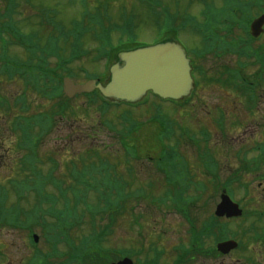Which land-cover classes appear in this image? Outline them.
I'll use <instances>...</instances> for the list:
<instances>
[{
    "label": "rangeland",
    "instance_id": "obj_1",
    "mask_svg": "<svg viewBox=\"0 0 264 264\" xmlns=\"http://www.w3.org/2000/svg\"><path fill=\"white\" fill-rule=\"evenodd\" d=\"M98 1L105 2L106 0ZM164 2L166 4H169L173 9L175 8L174 5H180L177 6L176 9H178L181 13H184L189 7V13L198 15L200 13V10L203 9L200 0H195L193 3L192 0H164ZM41 4H44L45 7L50 8H55L57 4H59V10L63 13L64 17L66 18L67 16L69 20L77 16L79 17L78 13L81 10L77 2L71 3L69 0H61V2L47 0L45 2H41L40 5ZM106 6L110 10L109 15L114 19L120 18L116 16L118 13H121V15L124 14L126 19L128 20V24L132 28H130L131 30L128 33H126V40L151 44L156 42L158 38L161 37L160 29H158L159 19L157 18V12L147 8L145 5L142 4L140 0H110L109 2H107ZM159 10H162L163 12L166 11L165 6H163L162 9L160 7ZM177 23L186 24L187 22L179 18L177 20ZM33 24L39 26V18ZM25 31L30 32L32 30L30 26H28L27 28H25ZM119 34L120 33L118 31L113 32V39H117L119 37ZM181 38L189 47H194L197 44L196 40L198 39V36L191 30H185L184 32H182ZM96 44V41L89 40V42L86 43V48L90 49ZM13 52L15 51L11 50V53ZM82 67L86 68V70L93 71V74H97L99 72L101 73L102 71L107 73L108 71L106 59L102 60V63L94 64L92 61V56L91 58H85L82 61H75V63L71 64V68L75 71L78 76L84 75L80 70ZM208 88L215 89L214 93H211ZM208 88V95H204V99L202 101L204 103L210 104V109L208 110L210 112V115L208 116V121L212 123V127L215 132L214 143H212V145L214 146L217 142H220L223 139H226L230 143L238 140L237 134L240 133L244 129V127L242 129H239L238 131L232 132L233 121L238 120L239 122H241L242 120H245L246 122H251V116L245 113L240 114V111L237 108L238 103L236 102L230 103V105L228 106L225 104L223 93L229 94L231 92L229 88L223 87L216 83H214V86H210ZM20 89L21 88L19 87V85L12 83L7 86L6 90L12 93L14 91L18 92ZM213 94H215L216 97H213ZM30 97L31 110L29 114H38L42 112L41 110H38L39 106L37 105V103L46 102L43 101L38 95L33 93H30ZM217 97L220 98V103L218 107L225 109L227 116L229 117V121L226 122V130L231 136L227 132L225 136H222L221 133H217L216 120L218 118V112L216 109V105L218 103L217 101L219 100ZM147 99H149V97ZM83 102H85L84 99L79 98L73 105L75 116L73 117V119L68 121L69 124L73 125V131H75V128H79L81 124H83L82 127H84V129H89L94 125L95 127H97L98 122L100 121V117L96 118V116L98 117L97 109L93 106L85 107L82 104ZM157 105L158 99L154 97L150 103H146L145 105L139 107L137 111L134 110V113L138 119H148L152 116L158 115L159 112L157 110ZM198 108L203 111L202 108ZM184 109H179V111H175V107L169 103L165 106L164 111L165 114L169 115L172 119H175L177 122H180L186 128H189L191 132L199 134V132L203 130L201 127V121L198 119L197 116L189 117L195 107H192L187 110ZM115 112L116 111H113L109 115V119L117 121V112ZM17 113L18 110L13 112V115L15 116V114ZM12 120L13 116L7 115L3 110H0V144L2 146L6 144L8 148H13L14 140L11 137L14 136L11 135L10 132ZM68 129V127H65V130L62 134H52L44 140L43 146L40 147V151L43 152L44 157L45 153L51 151L56 157L59 158L61 164L63 161L66 163L65 158L70 159L71 156L78 154L77 151L83 150L87 146L88 143H81L78 140L76 141V143H74L73 146L67 144L65 139L62 138L63 136H66V132L68 131ZM158 130L159 128L154 125L143 129L137 135L136 144L139 146L138 149L140 150L141 155H150L152 157H157L159 155L160 146L157 143ZM88 133L91 134L89 131ZM106 134L100 135L98 137L97 142L95 141V139L90 138V145L97 146L98 144L99 148L96 147V149L102 155L115 153V151L111 152L108 147H112L113 149L118 148V144L115 142V140L110 137L108 132ZM242 135L245 137L249 136L248 132H243ZM73 136L78 137L76 135H72V137ZM107 140H110V142H108ZM260 140L261 136L258 135V138L250 140L249 144H255ZM187 141V139L183 140V146L181 150L183 154L187 156L193 167V165L199 164L198 152L193 147L187 146ZM204 149L207 148L205 147ZM234 152L235 151L232 150V147H230L228 151L221 152L220 155H218L221 161V176H225V179L232 176H235L237 179H239L238 181L234 182L235 184H237L235 185L234 193L238 199H241L243 201L244 191L238 189V187L243 182L248 183L250 185L252 198L251 202H247V204H245L246 207L249 208V205H251V209L262 208L263 202L261 204H254L253 202L256 199V187L259 183L258 176L256 173H252L251 170H249L250 173L248 172L243 175V172L245 170L242 169L240 161H236L235 157H233ZM8 153L10 154V156L7 155ZM0 156H5V159L7 161L5 167L2 166L0 168V186L8 185L11 179L10 176L12 175L13 178L23 179L22 176L18 177L19 173L22 172L23 169L19 160L18 152L14 150H9L6 152H2ZM112 161L116 164L120 163L118 159H112ZM124 167V165L121 166L119 170L124 172ZM153 167L154 165H151V168L143 173L142 178L145 181L144 184L146 187L150 185L148 178H150V181L152 183H155L148 189L157 190L155 192V195L158 196L163 194L167 187H165V181L162 180V177L157 172L153 171ZM68 169L69 168H66V173L69 171ZM63 171V168H61L60 172L62 173ZM123 174L125 176L128 175L127 172ZM211 178V176L202 177V175H200L199 180H208ZM158 184L161 185L159 186ZM219 194L220 193H218V190H215L214 187L213 190H207V192L204 194L205 198L202 201H200V199L199 202H195L193 209L190 211L192 212L193 218L197 219L199 226H201V224L208 219L207 217L209 216V214L211 215V212L215 209L216 203L219 200ZM131 209H133V211H131ZM114 221L115 223L113 224L111 233L108 236L105 246L116 247L121 249L125 248L130 251L133 248L139 250L142 247H144L146 251H148L150 247L155 246L160 249H164L167 254L169 253V259L173 260V258L176 256V254L172 252L173 248L179 243L187 241L186 231L188 226L185 220H183V218L178 214L176 215L175 213H172L169 210H160L158 208H155L152 204L149 205L148 201H141L140 203L128 202L123 213L117 215ZM88 224L89 223L87 222L85 224H82V227L80 229H73L70 233V237L78 239L84 234L90 233V230L88 229ZM246 227L247 223L242 221L232 222L230 226V228L234 231L242 230V233H244ZM153 232H155L156 234H154ZM157 234H159L160 236ZM62 248L67 249L66 245H63ZM254 248H256L255 254L253 255L255 259H261L264 262V258L261 256V247L259 245H255ZM0 250V264H25L26 260L24 261V259L30 254V248L28 247L27 241L25 240L23 235L19 233H12V231L6 229L0 230ZM214 261H217L218 263L224 262L223 259H214ZM225 262L226 264L229 263V261ZM165 263L171 264L170 261Z\"/></svg>",
    "mask_w": 264,
    "mask_h": 264
},
{
    "label": "trees",
    "instance_id": "obj_2",
    "mask_svg": "<svg viewBox=\"0 0 264 264\" xmlns=\"http://www.w3.org/2000/svg\"><path fill=\"white\" fill-rule=\"evenodd\" d=\"M14 12L12 10V7L9 5V1L6 5V8H3L2 1L0 0V35L6 31L8 32L10 29H13L14 25ZM29 59H25L26 57H18L19 63L17 65H14L13 59L9 55L2 54V59L0 60V67L6 68L7 72L9 74L7 75V78H3L0 73V108L4 109L5 113L8 114L10 112L9 109L5 108V100L6 98V86L4 87L5 83L10 80H15V77H19V75L22 77V79L29 81L32 78V85L33 87L31 89H37L39 94H44V91H50L52 88V85L57 81V76L54 73H51L49 71H53L50 69L45 68V61H40L39 57L40 54L38 52H35L34 54L28 55ZM21 58V59H20ZM7 111V112H6ZM21 137V135L19 134ZM21 139V138H20ZM20 141V140H19ZM16 149V148H15ZM125 161V163H124ZM93 161L89 160H82V165L86 163H91ZM94 164V163H93ZM120 167L125 166L124 169L126 171L128 170L130 177H133L132 179H136V173L138 165L135 166L134 175H132V169L134 170V167L129 168V166L126 164V160L122 159L119 163ZM133 164V163H132ZM77 167H81L79 165H76ZM114 167L119 168L118 165L113 164ZM82 174L78 176V180H76L79 184H81L80 188H74L72 190L73 199H65L60 197V195L55 194H49L45 196V200L41 201L40 207L41 209H47L53 212H62L66 211L68 207L73 206V210L75 209L78 211L79 205L80 208H82L83 203H88L91 199V194L107 197L108 199H112L111 192L114 190V187L117 185L118 182L121 183V178L113 181L112 180V173H108V167L107 165L100 166L99 168L95 169V172H87L85 170H80ZM119 173V172H118ZM89 174H92L93 181L89 180L87 176ZM121 174V173H119ZM123 175V174H122ZM121 177V175H118ZM62 182H66L70 184L69 186L71 189L76 185L75 181H72V183H69L67 178L65 176H60ZM76 179V178H75ZM135 181V180H133ZM68 187V188H70ZM71 202V203H70ZM76 202V203H75ZM70 203V204H69ZM68 204V205H67ZM10 201L6 200L5 197L0 196V217H7L8 219L5 220L6 224H12V226L16 228H24L25 221H22L20 218V212L21 209L17 206H11ZM67 205V206H66ZM72 210V212H73ZM112 212L109 211V214ZM108 214V215H109ZM27 228V227H26ZM93 257L99 262L102 263L103 259L100 258L98 255L94 254Z\"/></svg>",
    "mask_w": 264,
    "mask_h": 264
},
{
    "label": "water",
    "instance_id": "obj_3",
    "mask_svg": "<svg viewBox=\"0 0 264 264\" xmlns=\"http://www.w3.org/2000/svg\"><path fill=\"white\" fill-rule=\"evenodd\" d=\"M147 49L123 53L125 66L114 69L112 84L104 89L107 95L134 99L148 88L162 94L180 97L189 90L188 68L180 54L173 58L156 56L161 50ZM170 52V51H169ZM168 52V53H169ZM139 90V93L135 92Z\"/></svg>",
    "mask_w": 264,
    "mask_h": 264
},
{
    "label": "flooded vegetation",
    "instance_id": "obj_4",
    "mask_svg": "<svg viewBox=\"0 0 264 264\" xmlns=\"http://www.w3.org/2000/svg\"><path fill=\"white\" fill-rule=\"evenodd\" d=\"M202 252V253H201ZM200 253L195 254L192 256L191 262L188 264H219L218 262H214V258L210 257L209 249H202ZM224 258V257H223ZM225 260V258H224ZM239 261H245L246 264L251 263L254 260L253 254H245L238 258ZM253 264V263H251Z\"/></svg>",
    "mask_w": 264,
    "mask_h": 264
}]
</instances>
